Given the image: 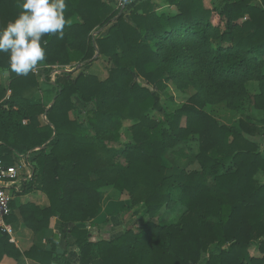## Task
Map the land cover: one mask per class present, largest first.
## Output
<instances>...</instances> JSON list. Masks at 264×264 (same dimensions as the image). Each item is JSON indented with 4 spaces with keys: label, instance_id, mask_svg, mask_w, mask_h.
Here are the masks:
<instances>
[{
    "label": "trees",
    "instance_id": "obj_1",
    "mask_svg": "<svg viewBox=\"0 0 264 264\" xmlns=\"http://www.w3.org/2000/svg\"><path fill=\"white\" fill-rule=\"evenodd\" d=\"M255 1L215 0L208 8L204 0H144L126 15L107 0H66L71 23L62 39L42 38V62L47 72L69 65L81 71L56 74L47 106L26 96L38 76H18L9 54L0 53V70L10 75L8 87L0 84V160L31 161V180L13 192L41 191L49 199L46 207L12 200L7 221L20 217L38 235L58 218L79 249L78 264H264V181L256 178L264 175V150L252 138L262 127L248 116L222 123L206 110L212 101L237 110L233 103L255 83L252 105L264 112V0ZM21 4L0 0V30ZM101 57L113 64L103 78L88 71ZM171 81L196 92L167 111ZM76 97L92 108L81 110ZM126 121L132 140L122 142ZM169 151L194 153L199 168L169 170ZM109 186L152 219L165 206L184 212L175 223L148 220L138 231L91 240L81 226L96 218ZM22 255L73 264L58 243L21 251L0 231V262Z\"/></svg>",
    "mask_w": 264,
    "mask_h": 264
},
{
    "label": "rangeland",
    "instance_id": "obj_2",
    "mask_svg": "<svg viewBox=\"0 0 264 264\" xmlns=\"http://www.w3.org/2000/svg\"><path fill=\"white\" fill-rule=\"evenodd\" d=\"M116 9H121L127 14L130 13V10L134 8L135 5L139 4L144 0H125L123 7L119 4V0H107ZM155 1V0H154ZM160 2H164V0H158ZM215 0H211V5L207 7H213L212 2ZM255 3L260 4L259 0H256ZM107 31V28H103L101 30H97L98 33L104 34ZM112 63L106 62L102 57L96 61H94L90 68L89 72L95 73L100 77H105L107 75L108 67H112ZM47 66L40 62L38 66L33 71L34 74L38 76L40 81L39 86L30 88L26 90V96L30 99V101L35 103H41L45 106L50 105L52 100L57 92V88L55 85L56 74L61 72L63 69L66 71H73L74 75H77L81 70L75 69L72 65L65 67H55L52 72H47ZM46 74H48L49 80L45 79ZM10 82V75L8 71L0 70V84L5 87H8ZM179 83L171 81L168 83L167 88V96L163 95V103L164 108L167 111H172L179 106H181L187 99L192 96L196 89L194 87H178ZM247 94L242 96L240 99L233 104L237 106V110L233 109L231 106H227L224 102H216L212 101L207 104L206 110L207 112H212L214 117H216L220 122L226 124H237L240 118L250 117L252 121L257 125L262 127L260 132L256 135L252 136L254 140H259L262 144V149L264 150V112L253 107L252 103V95L257 91V86L255 83H251L246 89ZM8 92H11L8 90ZM7 92V94H8ZM172 98V99H171ZM76 105L81 110H87L92 108V104H85L78 97L75 98ZM153 114H156L153 112ZM159 115V114H158ZM160 116V115H159ZM84 117V116H83ZM185 120H182V124L184 125ZM130 124L129 121H126L124 126L121 128V141L129 142L131 141L130 134H127V127ZM181 144L176 146L174 150H178ZM164 164L167 166L169 170L175 169H184L189 172L199 168V163L194 157V153H187L181 151H169L164 155ZM32 162L27 161L25 158H17L14 164H17L21 169L22 181L26 183L28 181L29 173L27 172L28 166L30 167V171L32 172ZM257 180L264 181V175L259 173L256 176ZM11 191V195H14L12 187L9 188ZM28 199V198H27ZM14 200V198H13ZM24 200V198H23ZM142 207L139 205H133L131 203L129 194L127 192H120L118 189H115L112 186L104 187L101 190V203L100 210L98 211V215L95 219L88 222V224L81 226L82 228H87L90 231V239L91 240H99L102 238H110L114 236H119L126 228H132L135 231H138L142 224L148 220H153L154 222H165V223H175L179 221V218L184 212V208L181 205H173L170 207H163L161 212L155 217L150 218L147 215L142 214ZM14 225V224H13ZM16 226V225H15ZM62 235L67 240V243L70 240L74 241V238L71 236L69 231H66L61 228ZM253 254H258V251L253 247L251 249ZM204 256H207L204 255Z\"/></svg>",
    "mask_w": 264,
    "mask_h": 264
},
{
    "label": "clouds",
    "instance_id": "obj_3",
    "mask_svg": "<svg viewBox=\"0 0 264 264\" xmlns=\"http://www.w3.org/2000/svg\"><path fill=\"white\" fill-rule=\"evenodd\" d=\"M66 0H22L20 14L0 30V53L9 54V67L18 76H27L46 59L42 38H63Z\"/></svg>",
    "mask_w": 264,
    "mask_h": 264
},
{
    "label": "crops",
    "instance_id": "obj_4",
    "mask_svg": "<svg viewBox=\"0 0 264 264\" xmlns=\"http://www.w3.org/2000/svg\"><path fill=\"white\" fill-rule=\"evenodd\" d=\"M204 2L206 6L211 5V0H204ZM29 171H30V167L28 166L27 172H25V173H29V176L27 177L28 181H30L32 178L31 172ZM23 184L25 183L22 181V177H21L18 181L15 182L13 186H15L16 188H21ZM13 198L17 203H21V204L32 202L41 207H46L49 205V199L47 195L41 191H34L28 194L25 193L24 195H16L14 193ZM53 220H54V226L50 231L43 232L37 235L31 229L26 227L22 223L19 217V219L16 222L14 223L10 222V225L12 226L13 229V233L11 235V241L15 242L17 246L21 249V251L29 250L33 245H37V244L44 249H49L51 243H58V247L62 251H66V255H67L66 257L68 258V260L71 261L73 264H78L79 255H80L78 247L74 245L73 240H70L67 243V240L64 239L65 237L62 235L61 232L60 220L56 217ZM0 264H39V263L34 259L22 255L17 259L4 257L0 262Z\"/></svg>",
    "mask_w": 264,
    "mask_h": 264
},
{
    "label": "built area",
    "instance_id": "obj_5",
    "mask_svg": "<svg viewBox=\"0 0 264 264\" xmlns=\"http://www.w3.org/2000/svg\"><path fill=\"white\" fill-rule=\"evenodd\" d=\"M119 4L123 7V0H120ZM9 94L10 92H8ZM21 173V169L17 164L6 165L0 160V231L9 234L10 237L13 229L7 219L12 213L11 202L13 195H11L9 188L21 178Z\"/></svg>",
    "mask_w": 264,
    "mask_h": 264
}]
</instances>
